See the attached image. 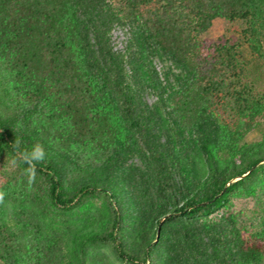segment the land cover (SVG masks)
I'll return each instance as SVG.
<instances>
[{"label":"trees","instance_id":"obj_1","mask_svg":"<svg viewBox=\"0 0 264 264\" xmlns=\"http://www.w3.org/2000/svg\"><path fill=\"white\" fill-rule=\"evenodd\" d=\"M0 264H264V0H0Z\"/></svg>","mask_w":264,"mask_h":264},{"label":"rangeland","instance_id":"obj_2","mask_svg":"<svg viewBox=\"0 0 264 264\" xmlns=\"http://www.w3.org/2000/svg\"><path fill=\"white\" fill-rule=\"evenodd\" d=\"M241 29H242L241 22L239 21L231 22V21L219 18L214 21L213 26L204 35L203 38L208 43H211L218 39L224 40L228 38L229 39L232 38L237 41L240 39ZM112 39H113V44L116 50L123 52L130 39V31L128 30V28L123 27L121 25L116 26L114 27L113 32H112ZM243 48H248V47L244 46ZM153 64L158 70H162L163 64L160 62L158 58H155L153 60ZM148 99L150 102H153L154 100H156V96L150 95L148 96ZM260 137H261V134L258 131H253L249 134L248 140L254 141V140L260 139Z\"/></svg>","mask_w":264,"mask_h":264},{"label":"clouds","instance_id":"obj_3","mask_svg":"<svg viewBox=\"0 0 264 264\" xmlns=\"http://www.w3.org/2000/svg\"><path fill=\"white\" fill-rule=\"evenodd\" d=\"M29 162L33 160H41L44 158V152L42 149L36 148L32 152L28 153L25 157Z\"/></svg>","mask_w":264,"mask_h":264}]
</instances>
